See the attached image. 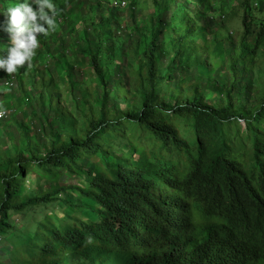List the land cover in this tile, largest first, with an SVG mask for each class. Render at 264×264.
Returning a JSON list of instances; mask_svg holds the SVG:
<instances>
[{
    "label": "trees",
    "instance_id": "16d2710c",
    "mask_svg": "<svg viewBox=\"0 0 264 264\" xmlns=\"http://www.w3.org/2000/svg\"><path fill=\"white\" fill-rule=\"evenodd\" d=\"M112 1L52 0L58 27L69 21L76 44L59 43L56 33L38 37L33 67L13 74L18 93L46 96L45 138L0 152V236L10 213L52 202L94 216L44 211L28 228L25 219L24 242L0 264H264V89L253 81V67L264 66V0H147L154 12L141 24L134 0L125 8ZM228 1L241 9L235 37L214 32L224 23L217 6ZM2 2L6 12L24 1ZM9 46L0 44V58ZM50 48L87 56L93 85H80L61 59L40 69ZM64 94L75 101L68 105ZM233 119L248 125L252 151L225 137ZM114 131L120 136L108 135ZM32 167L52 177L29 195L22 185ZM62 175L76 182L60 185Z\"/></svg>",
    "mask_w": 264,
    "mask_h": 264
},
{
    "label": "rangeland",
    "instance_id": "374dc122",
    "mask_svg": "<svg viewBox=\"0 0 264 264\" xmlns=\"http://www.w3.org/2000/svg\"><path fill=\"white\" fill-rule=\"evenodd\" d=\"M11 0H9L10 2ZM24 1V0H23ZM85 1H96V0H85ZM105 3V0H102ZM129 1V0H128ZM136 2L135 6V15L138 17L137 22L138 24H141V22H147L149 19V16L154 12V9H152L148 5L147 0H134ZM229 3L220 4L217 6V11H219V8L221 6L224 7L225 13L223 17L220 15L217 16L219 20H222L224 23L222 25L221 29H218L217 31L214 30L216 35L219 36H237L238 33H240L241 25H240V16H241V9L238 4H234L231 1H228ZM29 3H32V0H29ZM34 10L36 9V5L32 4ZM179 6H181L179 4ZM4 5L2 0H0V22L4 21ZM179 12H183V8L179 10ZM121 26H129V22H124L122 19ZM69 21L64 23L63 25H60L55 35H57L58 42L61 43V38H63V42L66 43L67 41H71L73 44H76V41L69 38ZM122 31L117 32V36H119L118 40L116 41V45H120L122 42V35L125 34ZM212 36H208L205 40L201 41V44H208L212 40ZM6 43L10 45L9 39L7 34H5L3 31H0V44ZM55 43V42H54ZM48 46H50L49 41H47ZM104 56V55H102ZM126 56V55H125ZM128 56H126V59ZM52 59H61L63 63L69 64L74 71V77L76 76L77 79L81 82L80 85H93L94 81V75L92 72V68L90 66L89 60L87 56H74L71 55V52H69L68 48L66 51H57L54 48H50L49 52L44 53L39 58L40 63V69L49 71L50 65ZM127 61H130L127 59ZM81 62L84 63L83 66H81ZM12 76H8L6 73H0V105L4 106V109L6 110V115L0 119V152L5 151L6 149H10L13 151L15 148L18 149L24 145V143L31 139V141H34L35 138L37 139L36 142L39 144H42V140L45 137H42L40 139L39 135L43 136L42 128L45 123V119L49 120L51 119V115H45L44 117L40 115V105L43 107H46V96L42 98V100H39V98L36 96L37 93L31 92L29 97H24L22 94L18 93L17 87L14 85ZM213 80L214 74L213 73H205L204 79L211 78ZM9 79V80H7ZM211 80V81H212ZM253 81L257 88L264 89V66L261 67H253ZM127 85L129 87V90L132 91L134 88V78H128L127 79ZM55 87L61 88V84L56 81ZM7 89H10L7 90ZM74 95L77 94V91L73 93ZM113 93L110 94L112 96ZM215 94H213L211 97L213 98ZM63 99L66 100V103L68 105L71 104V101L75 98L72 97L69 94H64ZM74 105V104H73ZM81 103L78 102L77 106H80ZM69 107V106H68ZM117 107L119 109L123 108V105L120 104ZM136 108L139 107V105L135 106ZM72 110V107H69ZM69 109V111H70ZM74 117L78 124L82 122V119H80L76 114L74 113ZM260 126L264 128V122L261 121ZM179 128L184 132L185 136L188 138L191 137V128L189 126H183L182 123H180ZM134 129H136L134 126L129 127L125 130V133H130ZM24 130L28 134V138L18 136V131ZM223 133L225 137L229 140L231 144L234 145V148L236 150L239 149H246L248 151H252V141L250 139L251 135L248 129V125L246 122H244L241 119H233L231 123H226L223 125ZM9 135H14L15 138L14 142L10 141ZM110 137L117 138L120 136V132L114 131L110 134H108ZM139 144L145 145L147 144V141H144L143 134L139 132ZM46 143L49 142V139L45 140ZM106 148V146H104ZM39 170L36 167H32L30 169V178L27 184L22 185L23 192L25 194H31L33 191H36V186L40 182H45V184H49L48 180L52 177L51 174H38ZM76 180L67 177L66 175H62L57 179V183L60 185L63 184H73ZM83 202H85L88 205H92V203L87 200L83 199ZM44 211H61L70 213V215L77 216L81 218L82 220H86L89 218H92L94 216L93 213L90 212L88 208H79L74 206H65L61 204L60 202H52L49 203L45 207H35V208H29L22 214H16V213H10L9 219L7 223L11 226L10 229H7L6 232L3 233V235L0 236V258L2 257L5 262H7V251L11 247L19 246L22 244L25 240V232L21 231L20 228L23 227V222H25V219H28L27 222V228L31 224L33 218L37 215L38 217L41 216V214ZM7 248V249H6Z\"/></svg>",
    "mask_w": 264,
    "mask_h": 264
},
{
    "label": "clouds",
    "instance_id": "9594fccd",
    "mask_svg": "<svg viewBox=\"0 0 264 264\" xmlns=\"http://www.w3.org/2000/svg\"><path fill=\"white\" fill-rule=\"evenodd\" d=\"M32 4L37 6L35 10ZM3 14L5 19L0 22V31L7 34L10 46L7 56L0 58V69L12 76L25 66L29 70L33 67L36 50L40 47L38 37L56 32L59 13L52 0H32L31 4L24 0ZM5 115L6 110L0 105V119Z\"/></svg>",
    "mask_w": 264,
    "mask_h": 264
},
{
    "label": "built area",
    "instance_id": "2783aa9c",
    "mask_svg": "<svg viewBox=\"0 0 264 264\" xmlns=\"http://www.w3.org/2000/svg\"><path fill=\"white\" fill-rule=\"evenodd\" d=\"M111 5L119 8H125L128 6L127 0H113Z\"/></svg>",
    "mask_w": 264,
    "mask_h": 264
}]
</instances>
